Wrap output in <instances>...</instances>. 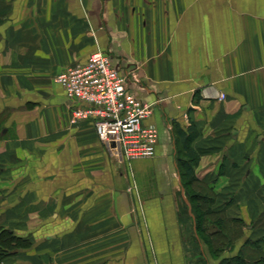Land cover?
Returning a JSON list of instances; mask_svg holds the SVG:
<instances>
[{
	"label": "crops",
	"instance_id": "1",
	"mask_svg": "<svg viewBox=\"0 0 264 264\" xmlns=\"http://www.w3.org/2000/svg\"><path fill=\"white\" fill-rule=\"evenodd\" d=\"M33 3L6 0L14 9L0 14V225L49 221L7 264H189L179 199L193 215L178 130L197 128L195 150L227 149L233 165L249 153L264 167V0H42L29 15ZM96 49L155 105L146 121L160 132L155 157L125 161L92 124L67 127L71 102L55 76ZM211 161L205 167L220 166ZM130 178L143 205L134 204ZM104 226L116 236L88 233Z\"/></svg>",
	"mask_w": 264,
	"mask_h": 264
},
{
	"label": "rangeland",
	"instance_id": "2",
	"mask_svg": "<svg viewBox=\"0 0 264 264\" xmlns=\"http://www.w3.org/2000/svg\"><path fill=\"white\" fill-rule=\"evenodd\" d=\"M5 1L0 0V14L14 9L11 6H6L4 4ZM40 2L42 0H34V3L27 7L29 15L37 14ZM19 10L21 13V8ZM131 75L133 74L128 75V77H131ZM2 89L3 87L0 86V94H6ZM67 127L76 126L69 122ZM195 146L199 149H196V151L200 155V161L204 158L202 162L204 167H199V161L198 165L195 166L196 178L194 181H190L186 177V167L183 166V162L188 159V156L182 148L180 140H178L177 161L193 215L189 214L187 203L183 199H179L180 214L178 220L181 226V238L186 245L185 249L188 254L187 260L189 264H208L206 256H208L211 264H220L225 257H232L238 254L245 255L252 261L259 258L264 259V167L256 166L249 161V153L242 152L238 154L237 162L233 165L235 157H232L233 153L227 149L221 150L220 154L216 153V156H210L215 152L208 150L205 146ZM229 153L231 158L228 155ZM156 155L149 158H153ZM228 158L232 162L228 161ZM210 160H213L210 164L214 162V165H216L220 162V166L215 167L213 165L214 167H212V165H206L205 167V162ZM197 169L200 170L199 175L202 171H206L211 177L209 179L199 177ZM215 175H217V178ZM5 183L14 187L17 185L12 182ZM128 189L134 195L135 206L137 203L143 205L140 199V189L135 180L133 181L130 178ZM175 190L181 193L179 189L177 191V188H175ZM17 207L20 208L21 205ZM14 212L16 211L14 210ZM13 217L18 220L25 218L22 215L20 216L19 213ZM194 217L198 237L205 248V258L197 246L198 243H196V237L193 232ZM28 218H31V222L23 225H14L13 228H16V230L0 225V264L10 263L14 255H21L23 250L28 251L31 248L30 239L33 240L35 232L39 230L38 228L42 225L44 226L46 221H49L48 218L46 221L44 219L38 221L34 219L37 216L33 215H29ZM6 229L14 231L17 238L15 240L9 239V235L4 232ZM82 233V231H78L80 237L84 236ZM88 233H92L93 238L112 239L116 236L117 231L114 228L111 229L104 226L102 229L89 231ZM6 241L12 244L8 245L7 242L6 245ZM5 245L8 248L7 251H4ZM104 248L99 247L94 249V251L99 252ZM72 249L79 254L80 250L84 248L75 247Z\"/></svg>",
	"mask_w": 264,
	"mask_h": 264
},
{
	"label": "built area",
	"instance_id": "3",
	"mask_svg": "<svg viewBox=\"0 0 264 264\" xmlns=\"http://www.w3.org/2000/svg\"><path fill=\"white\" fill-rule=\"evenodd\" d=\"M70 105V123L92 124L98 138L125 160L156 154L160 132L147 123L154 104L139 98L130 79L114 65L111 56L94 50L84 63H74L55 76ZM226 98L225 93L219 99Z\"/></svg>",
	"mask_w": 264,
	"mask_h": 264
},
{
	"label": "trees",
	"instance_id": "4",
	"mask_svg": "<svg viewBox=\"0 0 264 264\" xmlns=\"http://www.w3.org/2000/svg\"><path fill=\"white\" fill-rule=\"evenodd\" d=\"M179 134L181 135V143H182V148L184 151L187 153L188 159L184 160L183 166L186 167V177L190 181L195 180V166L198 165L200 161V155L199 153L193 148L192 146V141L197 138L198 136V130L195 128V126L192 124L188 130H184L180 128L178 130ZM198 223V220H197ZM197 227L199 228V225L197 224ZM5 233L9 235V239H14L17 238L14 234V231L12 230H4ZM12 244L9 243V241H6V245ZM6 245L4 246V251H7L8 248H6ZM3 248V247H2ZM220 264H264V259L259 258V259H254L253 261L247 258L245 255L242 256L241 254L232 256V257H225Z\"/></svg>",
	"mask_w": 264,
	"mask_h": 264
},
{
	"label": "water",
	"instance_id": "5",
	"mask_svg": "<svg viewBox=\"0 0 264 264\" xmlns=\"http://www.w3.org/2000/svg\"><path fill=\"white\" fill-rule=\"evenodd\" d=\"M15 251H17V250H15Z\"/></svg>",
	"mask_w": 264,
	"mask_h": 264
}]
</instances>
